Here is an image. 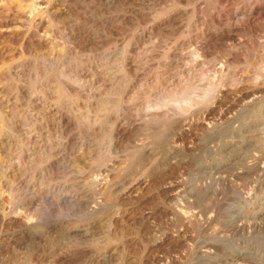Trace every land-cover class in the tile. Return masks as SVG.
I'll return each instance as SVG.
<instances>
[{"label":"rangeland","instance_id":"obj_1","mask_svg":"<svg viewBox=\"0 0 264 264\" xmlns=\"http://www.w3.org/2000/svg\"><path fill=\"white\" fill-rule=\"evenodd\" d=\"M0 264H264V0H0Z\"/></svg>","mask_w":264,"mask_h":264},{"label":"bare ground","instance_id":"obj_2","mask_svg":"<svg viewBox=\"0 0 264 264\" xmlns=\"http://www.w3.org/2000/svg\"><path fill=\"white\" fill-rule=\"evenodd\" d=\"M253 11H251V14H252ZM250 16V15H249ZM251 17V16H250Z\"/></svg>","mask_w":264,"mask_h":264}]
</instances>
